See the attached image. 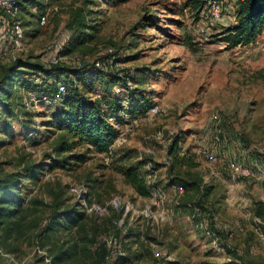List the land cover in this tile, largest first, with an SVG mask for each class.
Segmentation results:
<instances>
[{
  "label": "rangeland",
  "instance_id": "rangeland-1",
  "mask_svg": "<svg viewBox=\"0 0 264 264\" xmlns=\"http://www.w3.org/2000/svg\"><path fill=\"white\" fill-rule=\"evenodd\" d=\"M219 4L217 20L210 4L197 14L191 0H31L20 14L23 37L18 43L10 28L2 29L0 48L6 54L0 73L17 58L48 64L50 46L60 42L66 54L61 53V60L68 65L84 59L102 67L105 58L110 67L129 71L131 82L116 86L117 93L108 92L136 100L151 94L160 111L127 114L134 128L120 129L111 154L88 152L85 144L71 141L70 152L84 153L87 160L64 168L55 151L60 113L41 105L48 100L37 94L33 99L16 89L7 101L10 106L0 105V177L17 172L23 197L39 203L16 251L0 246V264H53L51 255L72 240L83 245L92 226L107 227L92 246L106 245L105 264L119 262L118 254L124 252L130 261L123 264H153L155 254L164 264H264V228L253 213L254 202L264 201V31L251 44L232 46L223 38L237 22L236 2ZM81 6L90 35L77 44L82 28L69 23ZM44 8L47 24L41 23ZM110 48L117 54L107 58ZM37 71L29 70L27 77L39 76ZM85 73L89 79L75 77L78 93L105 97L99 76L88 84L99 72ZM217 127L223 133L220 144ZM177 135L180 154L193 158L197 167L176 164L169 170V148ZM204 150L218 160L211 162ZM232 160L251 166L253 175L234 178ZM129 168L145 176L150 195L137 192L125 175ZM194 176L201 187H184L182 182ZM55 206L60 212L74 207L86 213L84 226L68 230L59 224L47 237L43 230ZM200 220L211 235L198 226ZM117 229L122 230L119 237ZM65 264H89V258L82 254Z\"/></svg>",
  "mask_w": 264,
  "mask_h": 264
},
{
  "label": "trees",
  "instance_id": "trees-1",
  "mask_svg": "<svg viewBox=\"0 0 264 264\" xmlns=\"http://www.w3.org/2000/svg\"><path fill=\"white\" fill-rule=\"evenodd\" d=\"M30 1H22V10L25 3ZM209 1L220 3L222 0H191V3L193 9L198 14L206 4H209ZM235 2L237 6V22L225 32L223 39L232 46L251 44L264 31V0H235ZM46 11L47 9L44 8L42 14L49 15ZM87 22L86 8L84 6L77 7L73 19L69 23L70 28H82L80 38L76 40L77 44H82L83 39L90 35L87 34ZM47 23H49V16ZM64 51L65 48L61 53L65 57ZM108 54L107 58L116 55L117 50L112 48L110 51L108 49ZM50 55L49 51V58ZM116 60L119 61V58H116ZM50 61L47 64L41 59L40 61L31 62L17 58L10 64L3 66L0 73V105L10 106L7 101L18 88L23 89L26 97H29L30 93H35L40 99L44 96L48 98V101L41 100V105H47L51 109H56L61 117V120L57 124L61 130V134L57 138L55 146V151L58 153L56 161L60 167L67 168L68 165L73 166L71 164L73 162L71 161H74L76 165L87 160V155L84 153L76 154L70 152L73 143L71 141L85 144L88 152L94 151L99 154H111L113 144L118 137V133L121 131L120 127L123 128L126 125H131L134 128V122L127 121V114L129 117H133V115L140 112L151 113V109L158 105L151 100V94L145 95L142 100H136V98L129 99L125 96H116L115 93L111 94L108 92V89L115 91L118 85L129 84L133 78V75L129 71H124L123 68L117 70L110 67L108 64L110 62L109 59L102 58V67H97L94 61L88 62L84 59H82L81 65L76 64L77 66L68 65L63 60L56 64ZM87 69L99 72V74H93V78H91L92 80L88 84H93V79H97L99 76L100 82L107 89L103 94L105 97L95 96L96 98H86L78 93L80 90L75 77L82 76L89 79V74H84ZM29 70H38L39 76L33 75V78L27 77V73H32L28 72ZM73 70L76 73L74 74L75 76L71 74ZM60 84L65 86V94L59 92ZM22 105L28 110L25 102H23V98ZM111 117H114L115 121H112ZM220 136L223 139L222 131ZM173 139L169 148L172 160L169 170L172 171L176 164L186 165L190 168L197 167L198 164L194 162L193 158L180 154L179 144L181 137L177 135ZM28 168L29 175L34 176V174H31L34 170L29 166ZM125 175L141 196L151 194V189L146 185L145 176L141 172L138 173L137 170L134 172V170L129 168ZM19 181L20 178L17 172H9L0 177V246L12 253L17 249L16 241L19 239V236L23 235L25 223L30 217L33 208L39 203L38 200H35L36 198L27 200L23 197L19 189ZM187 181L184 180L182 182L183 186L188 184L190 186L197 185L201 187V180L198 176H194V179ZM201 208L202 211L206 210V207L203 205ZM253 213L260 220L259 223L264 228V201L257 200L254 202ZM85 218L86 213L77 210V208L70 207L60 212L59 206H55L43 232L49 237L51 233H54L58 229L57 226L59 224H64L68 230H72L74 227H83ZM91 228L92 231H87L84 236L83 245H80L78 240H72L71 243L67 244V247L63 246L56 254L51 255V262L53 264H65L76 260L77 257L83 254L84 256H88L89 264H105V257L108 254L106 252V245H100L101 248L97 247L95 249L92 246L97 243V238L101 233H107V227L104 230H100V228L97 230L93 226ZM80 229L83 230L84 228ZM121 234L122 230L117 229L115 231L117 237ZM228 251L240 263L243 261L235 250L228 249ZM155 255L157 261L153 264H164L161 262L160 256ZM129 259L125 252L124 254H118L117 261H120L115 264L126 263L130 261ZM168 261L173 262V260Z\"/></svg>",
  "mask_w": 264,
  "mask_h": 264
},
{
  "label": "built area",
  "instance_id": "built-area-1",
  "mask_svg": "<svg viewBox=\"0 0 264 264\" xmlns=\"http://www.w3.org/2000/svg\"><path fill=\"white\" fill-rule=\"evenodd\" d=\"M22 1L23 0H0V15H1V22L2 25L4 27V29L10 28L15 35L17 36L16 42L18 43V39H21L23 37V25L21 20L19 19V15L22 11ZM210 6L213 8V16L215 17V19L219 20L220 16H221V7L219 3L216 2H212L209 1ZM48 20V15L45 14L41 17V23L42 24H46ZM50 60L52 63L56 64L59 61H61L62 57H61V50H62V43L58 42L55 44H52L50 46ZM6 51L2 48H0V61L5 57ZM82 61H78V65H81ZM59 92L61 94H65L66 93V88L64 85H60V90ZM30 96L33 97V99H35L34 97H36L34 95V93H30ZM44 100H48L47 97H43ZM160 108L158 106H155L151 109V114L152 115H156L157 113H159ZM112 121H115L114 117L110 118ZM215 119H219L218 115H215ZM130 127L125 128L126 131L131 130L130 128L132 127L131 125H129ZM120 129H122V127H120ZM221 129L217 128L216 132H215V141L217 143H222L223 139L220 136L221 133ZM203 153H206L210 159L211 162H216L218 160L217 154L215 153H211L209 150H204ZM229 169L232 173V176L234 178H239V177H250L253 175V169L251 166L246 165L244 163H239L237 161H230L229 162ZM263 175H264V171H263ZM180 194L183 193L184 188H180ZM198 226L200 228H202L203 230L206 231V233L208 235L212 234L211 229L208 228V226L206 225V223L202 220L199 221ZM264 238V235H263Z\"/></svg>",
  "mask_w": 264,
  "mask_h": 264
},
{
  "label": "crops",
  "instance_id": "crops-1",
  "mask_svg": "<svg viewBox=\"0 0 264 264\" xmlns=\"http://www.w3.org/2000/svg\"><path fill=\"white\" fill-rule=\"evenodd\" d=\"M2 29H4L2 22H1V15H0V33L2 32ZM5 30V29H4ZM6 35V33L4 34V36Z\"/></svg>",
  "mask_w": 264,
  "mask_h": 264
}]
</instances>
